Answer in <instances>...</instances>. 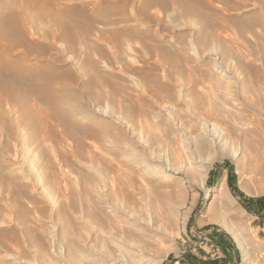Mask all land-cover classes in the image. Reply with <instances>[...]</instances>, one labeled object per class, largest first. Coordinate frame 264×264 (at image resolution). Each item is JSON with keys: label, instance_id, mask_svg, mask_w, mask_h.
I'll return each instance as SVG.
<instances>
[{"label": "rangeland", "instance_id": "1", "mask_svg": "<svg viewBox=\"0 0 264 264\" xmlns=\"http://www.w3.org/2000/svg\"><path fill=\"white\" fill-rule=\"evenodd\" d=\"M10 12L0 264H112L109 247L132 264H264V158L242 157L247 120L264 129V0H0ZM203 120L227 143L198 147ZM223 179L233 209L212 199ZM108 203L142 206L141 223L101 224Z\"/></svg>", "mask_w": 264, "mask_h": 264}, {"label": "bare ground", "instance_id": "2", "mask_svg": "<svg viewBox=\"0 0 264 264\" xmlns=\"http://www.w3.org/2000/svg\"><path fill=\"white\" fill-rule=\"evenodd\" d=\"M7 1V0H6ZM15 21V14H13L12 12L8 13L7 15H1L0 14V38H3V39H10L13 37V34L15 32L16 27H18L17 25L14 24ZM21 28V27H20ZM19 28V29H20ZM14 38V37H13ZM15 42H11L13 45L16 44V40L14 39ZM230 60V59H229ZM5 65V64H4ZM2 66V65H1ZM3 67V66H2ZM6 68V67H5ZM7 69V68H6ZM218 72V71H217ZM15 81L11 80V79H8L6 81L0 79V89L1 90H8L9 88H12V87H15ZM229 84V83H228ZM231 85V84H230ZM216 87V86H215ZM225 88H223L224 90ZM260 89V88H259ZM255 90V89H254ZM208 93V92H207ZM249 93V92H248ZM259 94V93H258ZM6 97L8 98H17L13 92V94H8L6 95ZM251 100V99H250ZM208 113V112H207ZM251 113V112H250ZM198 114V113H197ZM263 115V114H262ZM261 115V116H262ZM202 116V115H201ZM263 119V118H262ZM172 120V119H171ZM218 120V119H216ZM247 120V119H246ZM219 121V120H218ZM160 123V122H159ZM241 125V124H240ZM247 125L250 126V129L249 131L254 135V139L253 141L251 142L250 140H246L245 137H244V141H243V153H242V157H251L252 158V155H261L263 158H264V129L261 127V123H259L257 120L255 119H250V120H247ZM198 128H200V132H198L196 134V137L198 139L197 141V146L198 147H204V145L206 144H219V145H222V144H226L227 143V139L225 137L226 135V131H224L223 129L219 128L217 125L213 124L212 122L209 123V121L207 120H203L202 122H200L198 124ZM247 132V131H245ZM245 134V133H244ZM251 135V134H250ZM240 136V135H239ZM238 136V137H239ZM167 140V137L168 135H165L164 136ZM241 137V136H240ZM170 140V139H169ZM242 140V139H241ZM158 142V141H157ZM241 142V141H240ZM184 144V143H183ZM188 145V144H187ZM242 145V144H241ZM187 149V148H186ZM189 149V148H188ZM185 152H187L185 150ZM193 152V151H191ZM191 154V153H190ZM184 158V157H183ZM251 158H249L251 160ZM193 158L191 157L190 155V158H188V161L191 162ZM138 160V159H137ZM167 160V159H166ZM195 160V159H194ZM193 160V161H194ZM132 162V161H131ZM138 162V161H137ZM135 161V163H137ZM167 162V161H166ZM186 162V161H185ZM198 162V161H197ZM250 162V161H248ZM130 163V162H129ZM139 163V162H138ZM132 164V163H131ZM251 164V163H250ZM135 166V165H134ZM135 168V167H134ZM138 167H136L137 169ZM148 168V167H147ZM178 169V168H177ZM139 171V169H138ZM155 171V170H154ZM140 172V171H139ZM156 174V173H155ZM134 178V177H133ZM136 179V178H135ZM132 180L130 179L128 182H125V185H127V187H132ZM225 182H224V179L221 181V183H219V187L217 188V190L215 191L212 199L214 197H216L217 194H220L221 197H223L225 203L227 204V206L229 207V209H233V202L231 200H229L227 194H226V189H225ZM134 187V186H133ZM139 188V187H137ZM133 188H131L132 190ZM130 190V189H129ZM134 190V189H133ZM132 190V192H133ZM138 191V190H137ZM120 192V191H119ZM134 192H136L134 190ZM135 194V193H134ZM132 194L127 190L123 196H125L126 200H131L132 203H135V204H138V202H134L135 200H132L133 196H131ZM135 197V196H134ZM122 199V197H120ZM120 199V200H121ZM141 199V198H140ZM139 199V200H140ZM123 200V199H122ZM137 200V199H136ZM138 200V201H139ZM118 201V200H117ZM142 201V200H141ZM121 202V201H120ZM130 202V203H131ZM111 203V202H110ZM128 206H130L131 204H128L127 202H125ZM109 205V213L104 210L103 212V209L101 208V212H100V215L98 216H95L96 220L98 222H100L101 224H106L107 226H110V229H114V231L116 232H120L121 234L125 233V231H128L130 232V230H127V226L124 225L125 222H132V224H136L138 225L139 223H141V208L140 207H137L135 208L134 210H130L129 207H127L125 204H119L118 205H111L108 203ZM108 205L106 207H108ZM137 206V205H136ZM226 206V207H227ZM105 207V206H104ZM131 208V206H130ZM98 211V210H97ZM107 212V213H106ZM111 212L113 213H116L117 216L114 217V215L112 216L111 215ZM103 214V217L101 218V215ZM233 216L235 218H238L240 220V213L234 211L233 212ZM124 218V220H123ZM125 221V222H124ZM129 224V223H128ZM131 224V223H130ZM221 228L223 230H225L228 234L231 235V237H234L236 240H238L239 244L241 245L242 242H241V237H238V232H237V228L235 226L232 225V227L230 225H228L225 221H221L219 222ZM145 226V225H144ZM143 226V228H145ZM106 231V230H105ZM110 233V232H109ZM131 233V232H130ZM136 233V232H135ZM136 237H138L137 235H135ZM105 239V238H104ZM132 240V239H131ZM138 240V239H137ZM135 242V241H134ZM139 242V240H138ZM141 242V241H140ZM127 245L131 248H133L131 244H128ZM108 247V246H107ZM140 249V247H139ZM241 249L242 251L245 249H243V246L241 245ZM129 250V249H127ZM143 250V249H142ZM134 251V250H133ZM141 251V250H140ZM123 252V251H122ZM142 252V251H141ZM244 252V251H243ZM132 253V251H131ZM108 255H112V258L113 259V263L114 262H123L124 261H127L126 264H129V263H134L133 261H131V259H135L133 258L134 256V253H132L131 255L129 254V256H127L124 252L121 253L119 251H115L114 248H110L108 249V252H107ZM140 255V254H139ZM246 255V253H245ZM111 258V257H110ZM138 259H140L139 257H137ZM136 258V259H137ZM161 259V258H160ZM155 262V261H154ZM160 261H158L159 263ZM112 263V264H113ZM120 263V264H121ZM140 263V262H139ZM138 263V264H139ZM157 263V264H158ZM154 264V263H152ZM156 264V262H155Z\"/></svg>", "mask_w": 264, "mask_h": 264}, {"label": "crops", "instance_id": "3", "mask_svg": "<svg viewBox=\"0 0 264 264\" xmlns=\"http://www.w3.org/2000/svg\"><path fill=\"white\" fill-rule=\"evenodd\" d=\"M212 237H214L218 243L220 244V248H221V251H222V254L224 255V258L229 261V262H232L233 260L236 259L237 257V254H236V251H235V247L230 243V240L228 237H226L225 235H222L220 233H213ZM197 261H193L192 263L193 264H208L210 263V261H205V257L204 256H200V255H197Z\"/></svg>", "mask_w": 264, "mask_h": 264}, {"label": "trees", "instance_id": "4", "mask_svg": "<svg viewBox=\"0 0 264 264\" xmlns=\"http://www.w3.org/2000/svg\"><path fill=\"white\" fill-rule=\"evenodd\" d=\"M249 201L251 200V199H248ZM255 200H258V201H260V202H262L263 201V199H255Z\"/></svg>", "mask_w": 264, "mask_h": 264}]
</instances>
